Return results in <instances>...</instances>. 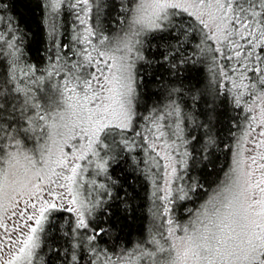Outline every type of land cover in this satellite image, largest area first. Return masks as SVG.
Returning a JSON list of instances; mask_svg holds the SVG:
<instances>
[{
  "label": "trees",
  "instance_id": "1",
  "mask_svg": "<svg viewBox=\"0 0 264 264\" xmlns=\"http://www.w3.org/2000/svg\"><path fill=\"white\" fill-rule=\"evenodd\" d=\"M137 2L92 0L95 6L92 20L90 18L91 28L104 38L129 32ZM53 4V0H0V16L4 17L0 30L7 36L17 24L19 26L14 40L19 51L7 45L0 48V88L7 92L21 89L11 92L10 102L20 104L23 99H29L39 104L41 114L51 116L55 111L48 100L53 96L54 77L59 79L57 69L62 66L61 61L66 60L68 66L67 69L63 66L65 74L60 77V104L66 78L69 81L74 73H83V68H73V65L83 64L76 61L77 54L80 58L83 50L79 40L80 24L66 5L53 7ZM166 16L160 21L161 28L143 31L134 46L138 60L134 75L133 129L146 124L151 117L165 115L164 120H173L174 138L187 153L181 183L185 198L174 205L168 204L169 207L166 201H161L157 190L161 165L152 157L147 142L131 150L121 151L119 147L114 153L115 161L106 158L107 171L100 179L107 183L112 199H108L103 190L95 196L85 191L88 201H107L105 206L111 207L113 213L108 221L112 228L107 236L93 242L95 247L83 240V230H80L77 239L83 243L76 249V255L82 257L80 264H107L110 258L122 255L141 256L158 247L151 243L153 240L168 248L171 243L169 216L173 222L175 219L194 221L196 214L208 205L211 196L231 175L233 154L246 130L248 113L234 103L223 87L218 52L206 29L192 15L177 8L170 9ZM9 20L13 21L11 25L7 23ZM173 48L178 51L173 53ZM166 53L167 60L163 58ZM56 54L60 55L59 61L54 60ZM13 63V67H8ZM6 67L7 76L4 75ZM34 79L38 82L35 94L30 86ZM176 106H179V115L173 111ZM209 133L214 143L208 142ZM126 135L134 139L131 132ZM52 215L56 216L58 227L49 232L45 222L34 264H72L69 257L73 250L64 233L73 226L75 215L63 210Z\"/></svg>",
  "mask_w": 264,
  "mask_h": 264
},
{
  "label": "snow or ice",
  "instance_id": "2",
  "mask_svg": "<svg viewBox=\"0 0 264 264\" xmlns=\"http://www.w3.org/2000/svg\"><path fill=\"white\" fill-rule=\"evenodd\" d=\"M78 3L88 5V0H78ZM199 6L208 10L207 15L215 23L216 34L208 38L227 42L231 54H225L224 58L228 61L235 59L239 65V68L233 67L232 71L239 72L242 82L239 85L233 82L234 86L247 89L250 85L244 84L243 80L255 78L264 89V0H199ZM53 7H56L55 3ZM179 7L180 4L170 0H150L148 3L141 0L132 17L130 37L122 42V47L117 50L131 53L135 44L139 43V40H133L131 37H138L145 29L161 28L159 22L167 18L166 10ZM148 9L152 10L150 14ZM202 16L203 13L196 18L207 28L208 24ZM3 22L4 17L0 16V23ZM80 22L85 23L84 20ZM7 23L11 25L13 21L9 20ZM18 31V24L7 36L0 30V41H3L0 48L7 45L8 48L19 51L18 45L14 43L15 33ZM87 31L89 35L95 34L91 29ZM104 39L106 38L101 37L100 43H103ZM88 43L91 44V41ZM53 45L55 46V40ZM93 50L97 51L99 57L107 56L104 51L95 48ZM172 51L176 53L178 49L173 48ZM216 51L219 53L220 49ZM163 58L167 60L168 54ZM86 59V65H73V68L86 69L93 64L96 67L90 72L85 70L83 73H74L72 79L76 82L75 87L69 89V81L65 80L64 83L65 91L76 93V88L79 87L83 92L82 96L77 93L75 103L68 106L70 122L66 121L62 113L56 111L61 107L56 94L49 98L48 103L53 106L52 111L59 117V123L50 114H41L38 111L39 104H33L29 99H23L20 104L10 102L8 96L11 92H20L21 89L14 88L7 92L0 88V229H3L0 235L7 238V242L0 238V252H4L9 244L21 245L13 258L4 260L2 264H16L22 257L30 260L33 251L40 246L38 232H44L45 222L49 225V232L55 231L58 225L55 224L56 216L52 214L61 210L75 213L73 226L64 233L73 250L69 257L72 264H80L82 259L76 255V249L83 243L77 239L78 235H81L80 230H83V240L93 243L98 237L107 236L112 228L108 221L113 213L111 207L105 206L107 201L97 199L85 202L80 198L79 192L74 191L73 185L77 184V177L83 171L77 161L88 160L91 154L92 157L98 158L96 167L106 172V158L115 161L114 153L117 147H120L121 151L131 150L135 144V140L126 135L132 130L135 117L132 65L127 62L126 55L118 58V65L117 58L113 56L99 60L88 53ZM54 60L59 61L60 55L56 54ZM180 62L183 63V60ZM13 66L14 63L8 65ZM172 66L175 67L174 64ZM53 67L55 68V65ZM7 72L6 67L5 76ZM248 73L252 76L249 77ZM93 82L100 85L99 90L93 87ZM4 83L7 84L8 80L5 79ZM62 95L63 93H60V96ZM68 99L72 100L73 97ZM239 103L237 96L235 104L238 106ZM173 111L179 115V106ZM261 116V122L264 123V109L261 110ZM185 118H188L187 114ZM60 128L67 129L69 139L75 138L79 132L80 138L86 140V144L80 145L71 157L55 139L57 135L63 137V133L59 132ZM138 135L140 133L131 131L132 137ZM260 135L264 136V132ZM45 138L48 143H44ZM29 141L38 144L39 151L29 149ZM208 142L214 143V137L210 133ZM261 144H264V141H261ZM53 145L56 146L55 151ZM260 159L264 160V154H261ZM252 161L256 163V157H252ZM57 168L61 171H57ZM260 168L264 169V164H261ZM63 169H68L71 175H65ZM175 172L173 168V176ZM253 174L249 172L248 176ZM112 183L115 184V181ZM55 187L65 191L58 193ZM99 187L105 189L108 199H112L106 185L101 184ZM45 191L50 199L45 198ZM167 191L171 193V189ZM184 198V195L177 197ZM164 199L168 200V195ZM29 209L34 211L29 212ZM201 215L204 219L198 217L191 229L181 228L183 235L177 237L178 243L173 241L165 248L153 240L151 243L158 247L145 254L152 258L159 253V259L154 264H264V174L260 180H245L243 184L238 185L236 192L225 188L208 202ZM13 216L17 217L20 223L12 221ZM6 217L12 223L11 229L5 222ZM29 221L34 223H28ZM20 224L28 229L27 232H21V235L25 236L23 241L19 238L13 239L10 234L18 231ZM168 224H173V221L168 220ZM173 233L174 229L169 232V238Z\"/></svg>",
  "mask_w": 264,
  "mask_h": 264
},
{
  "label": "rangeland",
  "instance_id": "3",
  "mask_svg": "<svg viewBox=\"0 0 264 264\" xmlns=\"http://www.w3.org/2000/svg\"><path fill=\"white\" fill-rule=\"evenodd\" d=\"M56 4V7H59L61 5H66L69 12L71 11L75 18L78 20L80 27V43L82 44V53L80 54V58L77 54L76 61L82 62L84 65L87 64V54L91 53L92 57L95 59L103 60L106 59L107 56H113L117 58V65L119 64V57L121 56H127V62L132 65L131 67V75H132V87L134 88V96H133V111L136 112V106H135V66H136V56L134 54V48L131 53H127L126 51H118V48L122 47V42L126 41L130 37V31L125 34H119L116 36H112L113 38H106L104 39L103 43H100L101 34L99 32L94 31L91 28L90 25V18L92 20L94 12L92 11L95 4L93 5L92 0H88V5H83L82 3H78V0H53ZM141 2V0H138L136 7ZM146 3L150 2V0H145ZM172 3H178L181 5V7L177 8L180 10L185 11V8H187L186 13L192 15L195 19L198 15H201L203 13L202 18L204 21L208 24V27L205 28L200 21L197 19V21L206 29L209 36L215 35V23L210 20L209 16L207 15V9L201 8L199 6V0H170ZM72 5H76L73 7ZM92 5V6H91ZM135 7V8H136ZM90 9V11L88 10ZM173 8H169L166 10L167 12ZM151 9H148L149 14L151 13ZM135 15V10H134ZM133 15V16H134ZM84 20L85 23H81L80 21ZM162 21V20H161ZM160 23V22H159ZM88 29H91L94 35H89ZM155 29V28H152ZM151 30V29H145ZM87 37V39H85ZM138 37H131L133 40H137ZM91 41V44L88 43V41ZM214 43L216 49H220V52L218 53L219 56V67L222 77V83L223 87L226 91H229L231 94V97L235 103V98L239 96L240 103L239 107L244 108V110L248 113V123L246 126L245 132L242 134L235 152L233 154V164H232V172L229 177V180L225 185H223L219 191L214 193L210 200L217 196L218 194L222 193L225 188H231L233 192H236L238 190V185L243 184L245 180H260L262 174H264V169L260 168L261 164H264V160L260 159L261 154H264V144H261V141H264V136H261L260 133L264 132V123H262V116H261V110L264 109V89L261 88V85L253 79L243 80L244 84H249L250 87L247 89L236 87L235 85H239L241 81V77L239 72H233L232 68H239V65L237 61L234 59L232 61L226 60L225 54H231V48L227 45V42H219L217 40L211 39ZM98 49L99 51H104L107 53L106 57H99L97 54V51H94L93 49ZM136 60V61H135ZM112 61H109L111 63ZM62 66H59L57 69V75L58 78L54 77V84L55 88L53 91V94H56L58 96V93L61 90V79L65 73L63 66L67 69L68 62L66 60L61 61ZM96 67L95 64L92 65V67H87L86 69L83 68V72L85 70L92 71V68ZM113 72H115V68H113ZM56 73V72H55ZM249 77L252 76L251 73L247 74ZM229 77L231 79H229ZM68 77L66 78V80ZM37 80H33L30 84L31 90L34 91L37 86ZM82 83V81H81ZM101 83H103V80H101ZM255 85L254 87L251 85ZM76 82L71 79L68 83V88L75 87ZM60 86V87H59ZM93 87L99 90L100 85L93 82ZM58 90V91H57ZM45 91V89H44ZM43 93V91H42ZM63 95L61 96V107L57 111L62 113L66 121L70 122V109L69 104L75 103V97L78 93L80 96L83 95V92L79 87L76 88V93H73L71 91H65V88L63 86L62 89ZM106 95V93H105ZM73 97L72 100H69L68 97ZM95 103V102H93ZM92 105L90 104L89 107ZM251 109V111H249ZM52 117L59 123V117L56 116V112L52 115ZM165 115L163 117H151L148 120H146V124L142 125H136L135 126V120L133 119V127L131 131H135L137 133H140V135L135 136V144L134 146H137L138 148H141L144 142H147L149 145V149L152 151V157H155L160 165H161V175L158 179V174L156 173L158 182H157V190L159 192V196L161 201H166L167 206L168 204H175L179 199H177L178 196L183 195L182 188V179H183V171L185 169V151L182 148L180 142L175 140L174 138V122L173 120H164ZM51 122V121H49ZM130 131V132H131ZM60 133H63V137L61 135H57L55 137L56 141L62 145L63 151L71 157L72 153L75 152L80 145L86 144V140L81 139L79 132H77L75 138H67L68 137V131L67 129L60 128ZM128 132V133H130ZM163 133V135H161ZM127 134V133H126ZM66 140V142H65ZM44 143H48L47 139L45 138ZM27 147L29 149H36L39 151V145L36 143H33L32 141H29L27 144ZM53 151L56 150V146L53 145ZM119 147L116 148V151H118ZM252 157H256V163H253ZM91 161V162H89ZM81 165V169L83 171L80 172V174L77 177V184L73 185L74 191L79 192V196L82 200L85 202L88 201V197L86 195L87 191L90 195H97L98 191H105L104 188L99 187L101 184H104L107 186V183H102L100 179L104 177L105 173L104 171L99 170L96 167V164L98 162L97 157H92L91 154H89L88 160H81L77 161ZM175 168L176 172L173 176L172 169ZM57 171H61L60 168H57ZM65 175H71L70 171L68 169H63ZM252 172L254 173L253 176L249 177L248 173ZM107 177L105 176V179ZM98 179V180H96ZM167 181V183H166ZM67 183V181H64ZM108 188V186H107ZM168 189H171V193H168ZM55 190L59 192H64L65 189L55 187ZM109 190V188H108ZM227 195L228 193H224ZM168 195V200L164 199V197ZM45 198H51L47 196V192L44 193ZM69 199L71 197H68ZM209 200V201H210ZM171 201V202H169ZM208 201V202H209ZM166 206L165 210H168V207ZM66 207H71V205H66ZM173 207V206H172ZM171 207V208H172ZM205 206L200 210L199 213L196 214L194 221H178L174 220L173 224H171V227L169 228V232L174 229V233L171 238L169 239V242H177V237H180L183 235L181 232L182 227H188L189 229L192 228V226L195 224V221L199 217L201 220L204 219V217L201 215L204 211ZM34 210L29 209V212H32ZM10 214V211H9ZM75 215V213H73ZM170 220V216H169ZM12 221H15L17 223H20L17 220V217L13 216ZM5 222L8 223L9 228H12V223L7 220V217L5 218ZM28 223H34L33 221H29ZM162 226V223L159 224ZM196 227H200V225H195ZM28 229L23 226V224H20V229L18 231L11 232V236L13 239L19 238L21 241L25 239V236L21 235V232H27ZM168 232V234H169ZM3 233V229H0V234ZM41 234L42 232H38L39 235V243L41 244ZM169 237V235H168ZM0 238H3L7 242L6 237H2L0 235ZM21 245H11L9 244V247L5 248L4 252H0V264L4 260H10L13 258V255L18 252V249ZM40 247V246H39ZM35 249L33 251V254L29 259L21 258L19 259L16 264H34L35 261V255L37 253V250ZM159 259V254H157L155 257L149 258L145 253H143L141 256L132 257L129 255H122L119 257L110 258L107 264H154L156 260Z\"/></svg>",
  "mask_w": 264,
  "mask_h": 264
}]
</instances>
